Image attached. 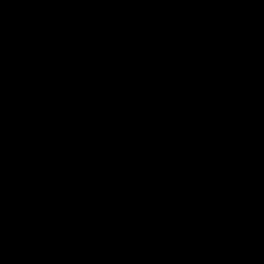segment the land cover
Returning a JSON list of instances; mask_svg holds the SVG:
<instances>
[{
  "label": "water",
  "instance_id": "obj_1",
  "mask_svg": "<svg viewBox=\"0 0 264 264\" xmlns=\"http://www.w3.org/2000/svg\"><path fill=\"white\" fill-rule=\"evenodd\" d=\"M0 264H264V0H0Z\"/></svg>",
  "mask_w": 264,
  "mask_h": 264
}]
</instances>
